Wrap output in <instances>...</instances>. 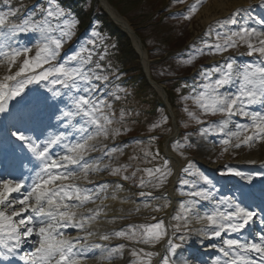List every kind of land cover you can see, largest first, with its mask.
<instances>
[{"label":"snow or ice","instance_id":"1","mask_svg":"<svg viewBox=\"0 0 264 264\" xmlns=\"http://www.w3.org/2000/svg\"><path fill=\"white\" fill-rule=\"evenodd\" d=\"M201 2L192 3L183 13L184 19H190ZM248 8L251 5L237 6L227 16L211 21L204 36L214 34L215 40L210 43L206 39L199 47L193 45L189 58L181 60L190 64L205 50L223 57L218 65L202 66L201 82L182 99L191 98L204 114L223 117L218 123L207 122V126H201L199 134L205 140L210 136L216 138L214 142L225 146V151L228 147L239 149L264 141V31L249 25L254 18L247 15ZM17 12L18 9L12 8L0 11V66L8 73L0 80V114L15 121L6 130L9 142L19 141L21 150L26 148L27 153L23 159L14 161V167L20 169L18 175L0 176V260L18 257L23 264H87L93 259L97 264L105 261L111 264L118 256L123 258L126 248L124 243L112 246L110 242L114 238L153 247L166 239L167 254L159 264H173L183 242L196 233L222 240L218 248L220 255L211 264H264V209L252 210L243 200L233 197L222 196L217 200L215 186L202 172L197 173L199 180L210 187H202L199 181H180L181 186H187L182 193L187 199L180 202L181 211L171 216L175 223L166 225L160 219L145 225L130 224L120 230H99L98 222L108 215L104 201L109 198L111 185H115L111 195L114 200L116 193L124 189L120 181L134 179L136 171H140L136 169L128 175L130 165L113 166L111 161L115 154L122 153V147L102 143L128 131L123 127L124 110L117 119L108 99L113 94L106 93L103 87L108 76L102 74L99 60L104 55L99 60L93 59L98 45L92 40L89 42L92 47L81 45L61 59L63 45L73 35L78 21H70L56 0H48L39 19L32 14L16 22ZM255 23L264 29V18ZM30 36L36 39H28ZM239 46H246V55L254 58L238 63L235 57L223 55ZM30 85H43L47 91H34ZM60 104L64 107L60 108ZM185 112L197 124H205L187 108ZM52 116H56L61 130L43 141L27 134L26 124L33 125L35 130L47 126L45 121ZM116 123L121 127L113 128ZM233 124L235 130H230L229 125ZM157 126L154 123L152 128ZM154 140L155 137H150L149 143ZM96 152L100 155L93 156ZM144 156L156 160L159 151L145 150ZM105 159L109 163H101ZM168 164L164 159L163 166L143 169L148 179L142 177L135 187L143 188L151 183L160 188L171 175ZM192 167L193 161L188 160L182 171L188 172ZM100 172L120 179L100 183L89 179L91 174ZM222 174L244 176L230 166ZM138 196L145 200L163 198L166 202L157 205L155 211L169 207L166 195L157 197L152 192L139 191ZM204 203H211L212 208H202ZM116 219L113 216L108 222ZM257 220L259 230L253 228ZM193 222L200 227H193ZM168 228L172 230L171 235ZM69 230L76 235H70ZM249 230L250 237L245 235ZM223 234L234 236L224 238ZM175 238L181 243H174ZM25 246H29L28 250ZM212 248L217 245L213 244ZM130 254L135 259L129 264H152L153 258L160 256L144 247H133Z\"/></svg>","mask_w":264,"mask_h":264},{"label":"rangeland","instance_id":"2","mask_svg":"<svg viewBox=\"0 0 264 264\" xmlns=\"http://www.w3.org/2000/svg\"><path fill=\"white\" fill-rule=\"evenodd\" d=\"M114 1L117 2V0ZM167 1L169 0H154L156 9H158L159 11L158 13L160 17H161L160 12L164 10L161 8L163 7L165 8L164 5ZM189 1H193V0H188V2ZM210 1L211 0H202L196 13H194L190 19H184V16L178 19V23H180L179 24L180 26L175 28L177 29V32H182V35L177 41L175 40L173 41V43H171L172 47L176 46V48L184 49V47H186L190 43L188 39V41L182 44V42L185 39L190 37L192 40L196 39L198 34L208 26L210 22L207 23L206 21H203V18L200 16L199 12L201 8L207 5ZM248 1H249L248 5H251V8L247 9V15L254 18V20L249 22V25L251 27L257 28V30L259 31H264V29H262L259 24L255 23V20L264 18V0H248ZM176 4H178V2L174 0V2L170 4V7L173 6L172 7L173 9L185 7V5L182 4L176 5ZM247 6L244 7L247 8ZM150 7L152 6L150 5ZM188 7L189 6L185 7L183 10H187ZM253 8L254 11H252ZM234 9L235 8L231 10ZM24 17L26 16H22V17L16 16L14 20L18 22L22 20ZM72 37L73 35L63 45L61 58L68 56V51L71 48V43L72 44L74 43L72 42ZM144 37L148 38V36L147 37L144 36ZM28 39L35 40L36 37L30 36L28 37ZM146 44L148 47L151 48V43H149L148 39ZM80 47H75L73 49V52L78 50ZM145 50L147 52V57L149 58L148 49ZM240 53H244V55H240ZM246 53H247V47L239 46V48L236 49H229L228 52L224 53L223 55L235 57L238 63H246L254 58V57H248ZM32 54L33 55L35 54L34 50ZM212 60H218L220 63L223 61V57L221 55H217V56L214 55L210 57V59L209 58L205 59V61H212ZM181 69L184 72V70H186V66H183ZM196 69L197 68L194 67L192 71ZM179 73L180 71L171 74L178 76L180 75ZM6 74H8L6 69L0 66V77H3ZM103 87L105 88L106 93H109L108 89H106L104 85ZM33 90L47 91L41 85L37 86ZM167 90L168 88L165 85V91ZM123 92L122 91L118 92V90H116L117 96H121ZM108 99L113 104V110L115 112L116 118L119 119L121 110H124L120 106L121 102H123V97H120L118 99L119 103L116 102L115 98L111 97V95L108 96ZM124 102H128V100L124 99ZM189 104L194 105L193 100H191ZM59 107L63 108L64 105L60 104ZM170 108L173 115L179 119V122H177V126L187 129L182 133L179 132L184 142L179 143L178 147H175V149L173 148L171 150L175 155L177 154L176 157H178V159H181V161L186 156H188V160L193 161V167L188 172H186L187 175L183 176L181 180L187 179L190 181H199V184L202 187L205 188L210 187L209 185L203 184V181L199 180V176L197 173L202 172L204 175H207L209 177V179L212 181V184L215 186V195L217 200H219L220 197L222 196L233 197L238 200H243L244 204H246L252 210L260 211L261 209H264V141L255 142L251 146H241L239 149L228 147V150L225 151L224 150L225 146L221 145L220 143L214 142L216 138L210 136L207 140H205L202 136H200L199 134L200 127L198 128L199 125L196 123L195 119L187 116L184 113H180V110H178L175 106H172L171 103H170ZM124 112L126 115L123 121V127H126L128 131L127 132L122 131V133L119 136H117L115 140L109 139L106 141H102V143L107 144L109 146L119 145L122 147V153L115 154L113 160L111 161L113 166L117 164L130 165L126 173L128 175H131V173L133 171H136V169H140V171H136V176L134 179H130L128 181H120V183L124 185V189L116 193L117 195L116 199L114 200L111 199V195L115 188V185L112 184L111 187L109 188L108 190L109 198L106 199L104 203L108 206L107 209L111 208L112 213L108 214L107 218L102 217L98 222V227L101 232L105 230H120L121 228H124L130 224L145 225L150 223H156L159 219H163L166 225H168L169 223H175V221L171 220V216L181 211L180 202L187 199V197L182 194L184 191L187 190V186H181L180 184L178 185L179 192L176 191V187H177L176 184L173 193V201L170 200L169 194L168 196L166 195L168 197L169 207L168 208L161 207L160 211H155L154 209L157 205L162 206L166 202L163 198L145 200L138 196L139 191H145V192H152L153 196L164 197L165 190L166 192L168 190L167 185L169 184V177L167 176L166 182L163 183L160 188L153 187L151 183H147L146 186L143 188L135 187V185L139 183V180L142 177L145 178L147 181L148 178L146 177V174L143 172V169H145L144 165H147L152 161H154L151 159V157L150 158L145 157L144 151L147 150L150 153H156L157 150L159 149V146L157 144V141L155 142L156 145L152 143H142V142L139 143L136 142L130 144L129 143L130 141L124 144L126 139L128 138V135H131V133H135V130H139L138 132H142L141 134H144L151 132V130L153 129L148 127L141 128L138 124L137 125L133 124L132 127H130L128 125L129 123L126 120L127 118H129V116L136 115V110L132 109L133 115H131L128 110H124ZM191 112H193L196 117H199L201 121L206 122L203 126H207V122L218 123L221 119H223V117L220 114H216V115L204 114L196 105L191 106ZM157 118H158L157 123H159V127H160L157 130V132H159L160 133L159 136L163 138V139H159L158 141L161 146L164 143L163 142L164 137L172 132L174 128V124L171 118L167 114L165 117L163 115H159ZM235 119L237 121L243 122L240 117H236ZM11 121H12L11 118L5 117L4 114H0V123H3L4 125L2 128H4L6 124H8L9 128H12ZM45 125L47 126L42 125L40 127H37L42 130L41 133H36L32 130H29L27 134L33 137L38 136L40 141H43L45 137L49 136L50 132H58L59 130H61L60 126L57 124L56 116H52L50 120H46ZM31 126L33 128V125ZM112 127L118 128L121 127V124L116 123L113 124ZM229 128L230 130H235V125L234 124L229 125ZM219 138H224V137H219ZM231 143L233 144L236 143L235 139H233ZM92 155L98 156L100 155V153L96 152L93 153ZM252 155L259 156L260 159L257 158L255 160V158H252L254 157ZM132 157H135V159H132ZM249 159L255 161L247 162L249 161ZM168 161L171 163L170 166H172L173 169L174 162L171 160ZM101 163H109V161L105 159L101 161ZM226 166H230L236 171L243 173L244 174L243 178L241 176H236L234 174H222V173H226ZM249 176L252 177L251 180L248 179ZM180 177L178 179H180ZM89 179L94 180L97 183H100V182L118 181L120 178L109 176L108 172H100V173L91 174ZM253 196H255L256 198H260L262 200V204L255 202ZM97 203H99V201H97ZM145 204H148L149 206L145 207L144 206ZM170 208H172V211L171 213H168ZM202 208L211 209L212 204L204 203L202 204ZM137 209H139V211H137ZM113 216L117 217L118 219H116V221L113 223H109L108 219H111V217ZM153 217H155V219H153ZM192 226L197 228L200 227V225L196 224L195 222H193ZM171 232H172L171 228H168L169 235H171ZM69 234L76 235V232L69 230ZM229 235L234 236V234H223L224 238H228ZM202 240L203 243H201ZM173 242L181 243V241L178 238H175ZM110 243L112 246L119 243H124L126 245V248L124 249L123 252V258H120L118 256L116 259H114L111 262V264H129L130 261L135 259L130 254L131 249L133 247H136L137 249L140 247H144L145 249H149L150 251H154L158 253L162 252L163 255L167 254L166 239L161 241L159 244H156L154 247L148 245H142V244H133L132 242H129L127 240L116 239V238H114ZM213 244L217 245V248H212ZM221 244H222L221 238L213 237L211 239H208L205 236L193 233L191 237H189L188 239H186L185 242H183L182 248L178 250L177 257L174 259L173 264H186L185 262H187L188 264H211V260L216 258L218 255H220V253L218 252V248ZM191 254L192 255L194 254L195 258H193ZM90 260L91 259L87 261V264H92L89 263ZM103 264H108V262L105 261L103 262Z\"/></svg>","mask_w":264,"mask_h":264},{"label":"trees","instance_id":"3","mask_svg":"<svg viewBox=\"0 0 264 264\" xmlns=\"http://www.w3.org/2000/svg\"><path fill=\"white\" fill-rule=\"evenodd\" d=\"M2 1L6 3L7 9H18V12L25 9L29 4L30 6H34L37 3L40 13L45 9V3L48 2V0ZM108 2L130 22L135 33L141 39L143 46L148 49L149 57L154 59L150 63V76L152 79L167 86L168 90L166 92L169 103L180 110V113L188 116L185 108L191 111V106H195V103L194 105L189 104L192 99L185 100L182 97L189 96L192 87L201 82L199 73L190 74V71L197 65H200L203 60L200 55H197L190 64L181 62V60L189 58L193 45L199 47V43L202 42L199 38L195 39L191 45L181 51L176 46L172 47L171 43L175 40L177 41L182 35V32H177L176 28L180 26L178 19L186 12H173V6L170 7V4L174 0L167 1L164 5L165 8H161L164 9L160 12L161 17L159 16L158 9H156L154 0H117V2L108 0ZM56 4L67 13V18L70 21H78L73 35L78 36L82 33L79 41L86 40L85 44L89 47H92L89 43L90 41H96L98 45L95 48L97 55L93 59L99 60L100 55H104V59L99 60V63L102 66V74L108 76L106 84L110 85V89L114 94L116 90L118 92L124 91L119 96L123 97V102H121L120 106L124 110H128L131 115H133L132 109L136 110V115L127 118L128 125L132 127L133 124H138L141 128H152V125L156 123L158 124L157 127L153 128L151 132L145 131L148 133H144L143 135L158 134L157 130L160 127L159 123H157V117L159 115L165 117L166 111L154 90L147 83L139 67L138 56L133 50L126 33L109 20L106 13L98 5L97 0H56ZM1 9L7 11L4 6ZM144 36H148V38ZM147 39L151 43V48L146 44ZM188 39H185L182 44ZM183 66H186L184 72L181 69ZM203 67L209 68L211 66ZM179 71L180 75L178 76L171 74ZM177 89H180V91L178 92ZM124 99H127L128 102H124ZM138 131L135 130V133H131L129 136L142 133ZM159 139H162V137H157L151 142L154 144L157 141L159 157L151 163L144 165L145 168L163 166L161 161L163 162L164 157L160 151ZM147 142L149 143V140ZM177 145L179 144L174 142L173 145L171 144V147L175 149ZM169 165L168 168H170Z\"/></svg>","mask_w":264,"mask_h":264},{"label":"bare ground","instance_id":"4","mask_svg":"<svg viewBox=\"0 0 264 264\" xmlns=\"http://www.w3.org/2000/svg\"><path fill=\"white\" fill-rule=\"evenodd\" d=\"M248 4H249L248 0H211L207 5H205L201 8L199 14L203 18V21L207 22L210 19H215V18L221 17V16H223V14L225 15L227 12H229L231 9L235 8L236 6H239V5L240 6H247ZM105 5H106V9H107L108 13L110 14V16L112 17V19L119 26L124 28L125 30L126 29L130 30L128 22L122 16H120L113 7H110L107 4H105ZM0 140L3 142V139L1 137H0ZM252 156H254V155H252ZM252 158H255V160H256L257 158H259V156H254ZM255 160L249 159V161H247V162H253ZM176 170H177V167H176ZM5 175H0V176H5ZM106 211H107V214L112 213L111 208L106 209ZM253 228H254V225H253ZM249 231H251V230H249ZM28 247L29 246H25V250H28ZM191 256H193V258H195L194 254L193 255L191 254ZM89 263L96 264L97 262L95 260L91 259L89 261ZM185 263L188 264L187 262H185Z\"/></svg>","mask_w":264,"mask_h":264},{"label":"water","instance_id":"5","mask_svg":"<svg viewBox=\"0 0 264 264\" xmlns=\"http://www.w3.org/2000/svg\"><path fill=\"white\" fill-rule=\"evenodd\" d=\"M101 1H102L103 5H104L105 8H106V5H105V4H107V3H106L104 0H101ZM130 32H131L132 35H134L133 31L130 30ZM134 37L139 41L138 37H136L135 35H134ZM150 83L153 84L151 81H150ZM161 94H162L163 99L165 100V95H164V93L161 92Z\"/></svg>","mask_w":264,"mask_h":264}]
</instances>
